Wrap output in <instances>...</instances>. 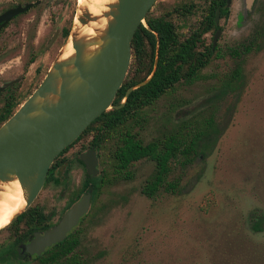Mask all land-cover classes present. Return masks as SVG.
<instances>
[{
    "label": "rangeland",
    "instance_id": "374dc122",
    "mask_svg": "<svg viewBox=\"0 0 264 264\" xmlns=\"http://www.w3.org/2000/svg\"><path fill=\"white\" fill-rule=\"evenodd\" d=\"M178 1L157 0L151 15L168 16ZM193 1L199 5L195 12L174 20L183 35L206 9L205 0H181ZM245 1L235 0L220 20V49L203 69V77L177 84L126 123L146 144L181 128L189 139L195 137L214 115V136L199 142L200 146L204 142L208 154L187 165L179 162L184 156L174 159L167 180L178 183L176 189L161 187L155 197L145 195L142 187L155 163L138 160L127 169L128 175L117 174L113 151L119 139L110 135L100 146V187L81 227V250L90 264H264V45L246 56L242 91L232 94L224 85L235 65L228 49L255 27L264 26V0H257L250 15ZM75 8L77 15L82 6ZM212 40L206 35L208 44ZM60 53L48 60L46 68ZM32 71H0V85L21 78L16 92L22 102L47 73ZM255 217L261 221L260 230L253 228Z\"/></svg>",
    "mask_w": 264,
    "mask_h": 264
},
{
    "label": "water",
    "instance_id": "95a60500",
    "mask_svg": "<svg viewBox=\"0 0 264 264\" xmlns=\"http://www.w3.org/2000/svg\"><path fill=\"white\" fill-rule=\"evenodd\" d=\"M157 0H115L107 10L94 14L81 5L79 22L89 25L106 20L92 36L70 32L74 53L63 58V48L47 75L0 127V192L2 183L18 180L23 189L25 206L10 223L23 213L42 190L55 157L73 143L104 112L122 107L130 93L152 78L158 65L157 56L151 75L131 86L121 104H115L133 60V39L141 24L151 30L146 17ZM251 6L254 0H246ZM219 16V13H218ZM215 36V43L220 34ZM67 39V41H68ZM66 41V42H67ZM94 153V152H93ZM91 174L97 173V158L88 160ZM90 193L64 215L61 222L27 245L32 253L63 241L71 228L90 207Z\"/></svg>",
    "mask_w": 264,
    "mask_h": 264
},
{
    "label": "flooded vegetation",
    "instance_id": "af4514ba",
    "mask_svg": "<svg viewBox=\"0 0 264 264\" xmlns=\"http://www.w3.org/2000/svg\"><path fill=\"white\" fill-rule=\"evenodd\" d=\"M234 1H203L206 3L205 12L198 22L190 25L188 34L200 33L199 37L205 42L206 35L211 34L212 43L206 42V45H212L214 50L220 49L218 41L223 33L220 20L228 15ZM256 2L257 0H254L251 6L246 2V15H250L254 11ZM78 4L79 0H0V67L6 66L4 70L0 71L18 69L24 73L32 69L35 73H40L46 69L48 73L50 68H46V64L51 57H55L62 50L66 43L74 24L75 7ZM198 6L195 1L183 3L180 0L168 16H152L153 7L148 14L152 17H164L180 31L178 24L174 21L175 18L194 13ZM213 7H215L214 25L209 22ZM241 18L243 19L244 16L241 15ZM205 22L209 25L206 31H204ZM219 30L221 32L215 43V36ZM20 58H22L21 61ZM36 78L37 74L34 76V81ZM20 79L15 77L0 85V119L4 117L8 109L12 108L13 112L7 117L6 120H8L34 92L20 102L16 92V85ZM86 134L83 132L55 157L45 184L33 203L0 230V236H2L0 264L52 263L56 261V258L53 257L51 251L57 249L58 245L68 237L76 241L69 252L70 254L82 247L83 231L81 227L92 210L94 198L100 187L101 176L99 177V175L103 173L99 138L97 139V135L94 133L90 138H86ZM94 154L98 162V171L91 174L86 159L93 160ZM88 193L91 196L89 210L80 217L77 225L71 228L63 241L47 246L40 254L32 253L27 249V245L37 237V234L43 235L47 230L58 225L67 211ZM60 255L66 256L67 254L61 252Z\"/></svg>",
    "mask_w": 264,
    "mask_h": 264
},
{
    "label": "trees",
    "instance_id": "16d2710c",
    "mask_svg": "<svg viewBox=\"0 0 264 264\" xmlns=\"http://www.w3.org/2000/svg\"><path fill=\"white\" fill-rule=\"evenodd\" d=\"M214 11L215 7L211 9L209 16V22L213 25ZM146 21L151 30L141 24L135 33L132 64L124 84L118 91L115 104L123 101L131 86L146 80L151 75L156 61L159 39V59L154 75L149 82L135 88L122 107L104 112L89 125L84 133L96 134L100 146L108 136H117L120 143L113 151L114 171L117 174L128 175L127 169L138 160H152L155 163L154 172L142 187V192L149 197H155L161 187L166 190H175L178 186V183L167 180L173 170L174 159H178L180 155L184 156L183 160H178L183 165H187L198 157H205L208 154L204 142L202 146L199 142L204 137H212L215 134L216 119L213 115L206 120L205 129L190 139V136L186 135L184 129L181 128L176 134L146 144L134 134L132 129L126 128V123L128 119L141 115L146 107L177 84L194 83L201 79L203 69L216 57L219 49L214 50L212 45L207 46L205 40L199 37L200 33L181 34L178 28L164 17H152L148 14ZM207 22L204 23L206 26L204 31L209 28ZM263 45L264 26H258L244 40L228 49L229 54L235 60V65L224 84L229 93L235 94L242 91L246 84L244 72L246 56L261 49ZM12 112V108L8 109L4 117L0 119V124ZM105 181L106 178H103V182ZM254 219L256 221L253 228L260 230L261 221L257 217ZM75 244L76 241L68 237L58 245L57 249L51 251L56 261L46 264H90L91 260L84 256L82 248H78L72 254L69 253ZM61 252L67 255L61 256Z\"/></svg>",
    "mask_w": 264,
    "mask_h": 264
},
{
    "label": "bare ground",
    "instance_id": "6f19581e",
    "mask_svg": "<svg viewBox=\"0 0 264 264\" xmlns=\"http://www.w3.org/2000/svg\"><path fill=\"white\" fill-rule=\"evenodd\" d=\"M115 0H79L80 5H85L94 14H101L104 10H107V4ZM81 10V9H80ZM81 12V11H80ZM78 14V13H77ZM106 20L103 18L99 22H93L89 25H82L79 22L78 15L75 17V22L73 24V32H79L82 35H94L95 28L104 26ZM74 47L72 44V36L63 46V55L62 57H68L74 53ZM1 188L3 189L0 192V223H3L6 227L10 224L12 216L19 212L25 206V199L23 195V189L18 180L10 181L7 183H2ZM3 227H0V230Z\"/></svg>",
    "mask_w": 264,
    "mask_h": 264
},
{
    "label": "clouds",
    "instance_id": "9594fccd",
    "mask_svg": "<svg viewBox=\"0 0 264 264\" xmlns=\"http://www.w3.org/2000/svg\"><path fill=\"white\" fill-rule=\"evenodd\" d=\"M5 225L3 223H0V227H4Z\"/></svg>",
    "mask_w": 264,
    "mask_h": 264
}]
</instances>
